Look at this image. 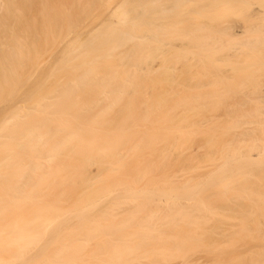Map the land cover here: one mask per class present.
I'll list each match as a JSON object with an SVG mask.
<instances>
[{"label":"bare ground","instance_id":"obj_1","mask_svg":"<svg viewBox=\"0 0 264 264\" xmlns=\"http://www.w3.org/2000/svg\"><path fill=\"white\" fill-rule=\"evenodd\" d=\"M187 1L123 0L122 6L108 11L116 26L105 23L100 32H91L79 41L70 42L58 55L52 73L54 88L42 87L34 93L31 104L25 98L4 110L1 108L2 112L0 109V152L16 146L32 154L25 163L19 162L17 151L3 153L0 159V264H14L24 257L42 239L44 226L56 221L60 206L37 200L40 193L55 187L56 177L62 175L63 168L71 166V159L65 156L70 149L84 157V165L75 170L72 177L81 175L80 181L86 190L84 200L77 202V210L114 191L131 187L125 170L121 174L125 178L98 186L93 182L96 176L85 168L92 163L110 164L116 156L121 157L120 150L130 144L133 149H139L137 156L147 165L145 175L155 171L163 175L173 152L183 145L186 148L195 144L194 141L200 143L202 149L206 148L208 156L221 154L225 163L232 162L235 168L232 184L226 187L228 190L214 194L218 196L219 205H211L204 199L192 200V195L198 193H193L194 189L202 185L204 178L156 184L152 189L160 193L180 188L184 193L152 207L149 203L152 191L140 199L118 192L115 199L100 207L95 215L72 219L69 229L56 238L60 245L47 252L38 264H166L177 259L179 264H199L193 256L198 255L200 248H218L212 240L234 219L242 232L264 240V168L261 166L257 173L260 176L254 169L257 159L264 156V87L258 88L260 83L253 82L252 75L234 84L231 106L220 108L230 118L226 119L232 130L220 133L216 128H209L206 116L198 113L183 114L179 118L177 115L162 117L150 123L146 115L134 120L140 70L150 58L162 52L164 39L183 38L200 50L216 43L223 47L227 44L219 38L226 31L225 26H214L205 19L207 24L202 20L191 22L178 32L174 23L163 20L160 15L151 16L155 11L148 7L149 3L155 4L156 13H171L167 18H178L179 23H184L186 14L179 13L178 7ZM32 2H36V7ZM58 2L0 0V101L5 92L14 91L21 71L37 63L40 38H36L42 34L40 32L45 30L49 34L48 25L55 28L52 38H48L45 31L44 38L40 35L41 39L47 36L46 39L54 42L61 33L68 37L78 27L83 9H76V16L74 11L80 7L81 0H72L71 7L65 10H61L63 7ZM86 3L91 8L102 0ZM34 8L37 12L34 15L32 11L31 15ZM254 15L251 26L245 29L247 35L243 32L246 39L242 44L259 48L264 43V17L259 11ZM37 22L42 23L41 29L48 27V30L41 31ZM169 41L166 45L173 43ZM238 44L233 42L231 47ZM259 52L264 56V50L259 49ZM193 78L195 76L186 77L185 85ZM160 101L163 102L162 98ZM175 101V105L164 108L198 112L204 109L201 104L210 100L197 95ZM215 101L225 99L220 96ZM116 117L121 119L114 122ZM146 126L149 130L135 138V133L141 132L138 128ZM226 135L229 137L225 138ZM198 136L200 139L196 140ZM8 164L16 167L12 176L3 172ZM208 174L206 176L210 177ZM20 199L31 205L28 216H23L25 211L21 210ZM11 208L20 210L10 211ZM212 220L214 226L210 224ZM85 251L91 253L87 259L81 257ZM248 253L246 260L237 256V261L264 264V244Z\"/></svg>","mask_w":264,"mask_h":264},{"label":"rangeland","instance_id":"obj_2","mask_svg":"<svg viewBox=\"0 0 264 264\" xmlns=\"http://www.w3.org/2000/svg\"><path fill=\"white\" fill-rule=\"evenodd\" d=\"M55 1L57 2V0ZM71 1L72 0H59L58 3H60L63 8H61L58 3L57 4L61 10H65L67 9V6L71 7V4L73 3H71ZM84 1L85 0H81L80 7H74L75 11L74 9L72 10V12H75L76 16V9H83L82 19L80 20L78 27L73 30L68 37H65L63 33H61L62 35L59 36V40L57 39L54 41L56 44L52 41L53 39H48L53 37L52 34L55 31L53 29L55 28L48 25L50 27L48 33H50L47 34L44 30L46 27L41 29L42 23L38 24L39 22H37L38 26H40L37 27L40 28L41 31H45L40 33H46L48 38L46 39V36V40L43 39L45 35L43 34V36L39 33L43 38L41 39L42 36L40 35L36 38L37 40L40 38V40L37 41L39 55V57H37V63L30 67H26L21 71L22 73L19 82L13 87L14 91H8L3 94L0 101V109L2 108L4 110V108L6 109L13 106L15 103H18L25 98L31 104L34 93L37 91L39 92L42 87L48 89L54 88L55 82L52 78V73L54 71L55 60L58 55L64 51L66 46L72 41L81 40L91 32H100L107 23L111 26L117 25L116 22H114V18H111V16L108 15V11L112 8L122 6L124 3L123 0H102V3L91 8L86 6V4H88L86 2H91V0ZM32 3L35 4L36 2ZM84 4L85 6H83ZM148 5V7H151L155 11L151 16L157 17L160 15L163 17V20L174 23V28L178 32L182 31L183 28L185 29L189 23L200 22V20L206 24L207 20L214 26H225L227 29L224 34L219 36V38L221 40L220 42L224 41V43L227 44L223 47L216 43L206 47L207 49L205 50H200L196 45L188 44L189 41H185L183 38H180V40L179 37H172L174 38L172 39L173 43L171 42L168 45H166V41L169 40L164 39V43L166 44L164 45L162 52L157 56L150 58L149 62L140 70L141 84L140 92L136 99H134V103L136 104L134 120L137 121L141 115H146L149 117L148 123H150L153 120L162 117L169 118L172 115H177L179 118L183 116V114L184 116H187L198 113L199 116H206L209 122V128H216V131H220V133L225 130H232L229 120L226 119L229 117H226V112L220 110V108L222 109L223 107L231 106L233 90L235 87L234 84L243 77L247 78L255 74L254 77L251 76L250 79L252 80L253 78V82L260 83L258 88H260V85L264 87V73H262L264 68L262 69L260 67L264 64V56L259 52V49L264 50V43L260 45L259 48L242 44L246 39L243 32L248 30V25L251 26L250 24L254 21L253 19H255L253 17L255 16L254 14L259 11L263 14L262 18L264 17V0H189L182 6L178 7L179 13L183 12L186 14V18H183L184 23H179L180 19L178 18H167L171 13H156L157 10L155 4L149 3ZM34 7H36V4ZM33 10H35V8L31 9L30 12ZM35 12H37V10ZM46 29L48 30V27ZM52 31L53 33H51ZM230 37L233 38V41L229 40ZM48 40H51L50 43ZM233 42L239 44L231 47ZM51 43L55 46L51 45ZM199 54L200 56H198ZM179 56H181V58ZM176 57L181 60H178ZM260 68L263 70L262 72H260ZM260 75H263L262 78ZM189 76H195V78L185 85V82L187 81L186 77ZM221 82L223 85L220 87L218 86V83ZM197 95H201L202 98L210 100L201 104L204 107L201 111H169L164 108L175 105V99ZM220 96L222 99H225V101H215V99L220 98ZM161 98L163 102L160 101ZM165 99L167 101H165ZM155 106L161 107V109H155ZM120 119L121 118L116 117L114 122H117ZM85 125H87V123ZM205 128L207 127L205 126ZM139 129L141 132L135 133V138L139 137L142 132L149 130L148 126L139 127L138 130ZM156 130L163 131V129ZM228 137L229 136L227 135L225 136V138ZM222 138H224V136ZM198 139H200L199 136L196 140ZM194 143L195 144L191 143L188 145V148H185V145H183L180 149L173 152L167 165L163 169V175H160V173L156 171L152 172V174L145 175L146 173L144 174V172L146 171L147 165L139 160L137 156L139 149L137 147L133 149L132 144L120 150L121 157L116 156L110 164L107 163L105 166H100L99 164L94 163L87 164L85 167L86 171L96 176V179L93 178V182H96L98 186H106L114 180L125 178L121 177V174L125 170L131 187L127 190L122 189L114 191L107 196L97 199L92 204H84L79 210L75 207H77V202L79 200H84L86 197L85 185L80 181L81 175L76 176L75 178L72 177H74V171L78 168L81 169L82 165H84L82 160L84 157L75 150H67L65 156L71 159V166L66 165L63 168L62 175L56 177L55 187L52 190H45L40 193V198L37 200L39 203L60 206L56 221L44 226L42 239L35 244L24 257L20 258L14 264L40 263L41 258L47 252L60 245V242L57 241L56 238L57 236L60 237L64 234L67 228L69 229L72 219H76L78 216L95 215V212L100 209V207L106 205L109 201L114 200L118 192L125 197H137L140 199L152 191L149 196L151 197L149 203L152 207L158 202L170 200L175 195L184 193V189L182 188L174 190L166 189V191L160 193L158 192L159 190L152 189L156 184L173 182V180L175 181L177 179L182 181L194 179L192 181L194 182L201 181V179L204 178L206 182L204 180L203 182L205 183L201 181L202 185L194 189L193 193L195 191L198 193L196 194L195 192L194 195H192L194 196V198L192 197V200L199 201V199H204L205 201L210 202L211 205H219V200L217 199L218 196L216 197L214 194L222 192L223 190H228L226 187L232 184L231 181L233 180L235 165L232 162L226 164L225 160L221 157V154L208 156L206 148L203 147L204 149H202L200 143L196 144L197 142L195 141ZM196 145L198 147H196ZM199 147H201V149ZM11 148L15 149L13 150ZM11 148L8 147L1 150L0 159L3 156V153L9 154L17 151L19 153V162L25 163L30 160L32 154L28 150L20 149L16 146H12ZM254 165L257 174L260 171L261 166H263L262 169L264 168V156L260 159L258 158ZM15 168L16 167L13 164H8L3 167V172L12 176ZM109 168L113 170L112 173ZM262 172H264V169ZM208 173H210V177L206 176ZM213 175L215 177H213ZM257 175L260 176V173ZM63 188L66 189V192L64 193L62 191ZM59 191L62 192L59 193ZM206 196L208 199L205 198ZM19 201L22 205L21 210L25 211L23 216H28L31 212V205L22 199ZM12 210L17 211L20 209L14 210L11 208L10 211ZM211 211H217V209H212ZM230 214L234 215L232 213ZM18 215H20V213H18ZM214 222L215 221L212 220V223L210 224L214 226ZM178 229H182V227H178ZM212 241L216 242L214 245H219V247L200 248L198 255L196 254L193 256L194 259L196 257L199 264H247L245 261L238 262L237 258L243 256L242 258L246 260L249 256L248 252L250 249L264 244V240L253 238L249 233L242 232L241 227L238 225V221L235 219L229 220L221 231L220 236H216V239L214 238ZM90 256L91 253L89 251H85L81 254V257H84L85 259ZM165 263L179 264V260L177 259Z\"/></svg>","mask_w":264,"mask_h":264}]
</instances>
